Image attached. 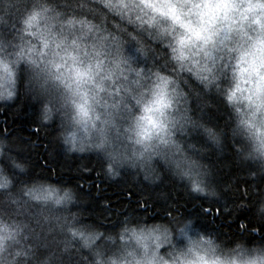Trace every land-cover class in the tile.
<instances>
[{"label": "clouds", "instance_id": "obj_1", "mask_svg": "<svg viewBox=\"0 0 264 264\" xmlns=\"http://www.w3.org/2000/svg\"><path fill=\"white\" fill-rule=\"evenodd\" d=\"M0 264H264V0H0Z\"/></svg>", "mask_w": 264, "mask_h": 264}, {"label": "trees", "instance_id": "obj_2", "mask_svg": "<svg viewBox=\"0 0 264 264\" xmlns=\"http://www.w3.org/2000/svg\"><path fill=\"white\" fill-rule=\"evenodd\" d=\"M13 123H19V124H20V130H21V131H24V132H27V131H28V129H27V127H26V125H27V123H28L27 120L14 121ZM49 170H50V169H49ZM71 179H73V178L70 177V180H71ZM105 195H106L107 197H109V198H113V199H115L117 196L120 195V193H118V192L112 190V187L109 186V188L106 189V191H105Z\"/></svg>", "mask_w": 264, "mask_h": 264}]
</instances>
